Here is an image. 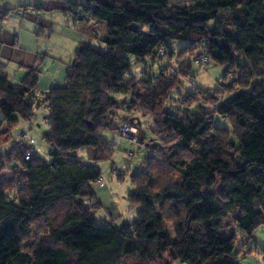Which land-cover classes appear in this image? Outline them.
Returning a JSON list of instances; mask_svg holds the SVG:
<instances>
[{"label": "trees", "instance_id": "trees-1", "mask_svg": "<svg viewBox=\"0 0 264 264\" xmlns=\"http://www.w3.org/2000/svg\"><path fill=\"white\" fill-rule=\"evenodd\" d=\"M45 1L34 8L104 24L106 48L79 45L65 82L45 94L51 161L38 146L25 161L26 141L0 154V174H12L0 181V264H239L244 249L225 221L248 240L264 226V0H192L185 9L170 7L173 0ZM13 11L0 10V23ZM244 31L251 36L238 50ZM175 41L188 44L175 54ZM162 50L178 68L143 80L131 75ZM203 55L226 68L223 81L232 83L184 94L181 80ZM24 69L12 84L0 66L2 145L36 115L30 96L39 66ZM174 93L184 97L177 108ZM136 112L153 119L148 129L158 142L145 170L131 176L127 201L136 218L121 229L100 225L92 217L103 208L99 164L112 158L102 134L117 130L122 113ZM85 149L96 153L93 162L77 158Z\"/></svg>", "mask_w": 264, "mask_h": 264}, {"label": "rangeland", "instance_id": "rangeland-1", "mask_svg": "<svg viewBox=\"0 0 264 264\" xmlns=\"http://www.w3.org/2000/svg\"><path fill=\"white\" fill-rule=\"evenodd\" d=\"M18 1L19 0H13V2H10L15 6H2V10H6L11 7H18L19 5H23L25 8L31 4V6L28 7V10H30V12L31 10L33 11L32 17H27L26 20H24V24L21 16L19 17L20 14L17 15L12 12L3 21L2 25H0V31H2V29L6 30L9 34L13 33L19 38L18 49L15 48L12 40H8L7 43L9 46L7 47L6 54L9 58L12 57L16 60L20 56L24 57L29 53L37 57V62H40L36 65L39 66L40 71L38 91H45L47 89H51L52 85H62L65 82L66 68L72 63L74 52L79 45H85L98 49L106 48L103 41H101L105 37L107 31L104 24L92 21L90 26L88 24L85 26L80 22L74 21L72 19V14L64 15L55 11H37L34 6L41 2L47 3L45 0H27V3L21 0L20 4H17L16 2ZM69 1L75 4H80L82 2L81 0ZM193 5L194 2L192 0H173L170 7L185 9ZM22 16L24 15L22 14ZM250 36L251 32L249 31L239 33V45L236 48L238 50L242 49ZM94 37L97 38L94 39ZM187 44V42L183 41L171 42L170 49L177 54L185 48ZM2 50L4 49L0 40V58L2 59H0V63L7 66L6 71L10 77V82L12 84H18L20 79H22V74H20V72L25 73V70L19 68L18 63H10L9 61H6L2 56ZM162 51L163 52L161 53L163 55L159 52L155 59H146V64L134 66L130 71L131 75L138 78V80H143L148 79L149 77H157L160 71L164 68L169 69L170 72H172L173 69L178 68L179 64L176 58H174V60H169L165 50ZM130 59L133 61V58ZM225 69L226 68L212 62L203 66L195 64L191 75H199L198 77L200 78L199 72L202 73L206 71L208 74L206 77L207 82H217L218 86L216 89L211 88L212 90H203L210 92L218 90L223 91L221 84L231 85L232 83L231 79H228L226 82L223 81ZM147 72L149 76H147ZM192 76L181 80L184 94L200 89L197 88L196 80ZM240 92V90H237L235 94L224 95L222 102H224V100L229 102ZM176 97H178V99ZM115 98L119 99V96H115ZM183 100L184 97L174 93L172 94L171 105L174 108H177L181 105ZM35 107V118L31 122L20 123L19 127L14 131L12 142L5 145L0 144V154L10 153L13 146L20 141L28 142L25 139V136L27 135V139H33L36 146L41 149L40 157H42V159L46 162L51 161L49 153L52 151V148L43 141V136L49 132L48 125L43 122L48 114V109L44 104H39V106ZM121 116V118L117 117L114 121L113 127L117 129L116 131H107L102 134L103 140L108 142L109 149L112 152V158L99 164V168L102 172V179L106 183L105 186L107 187L105 189H99L96 187V192L100 197L103 208L92 212V217L97 224L104 225L107 219H109V221L113 219L115 211L112 207L114 206L112 205L110 199L104 200L101 198V193L103 194L108 192V194L111 195V200L115 203L118 211L123 215L121 219L117 220L116 227L119 229L125 225L133 223L134 220L130 217H132L131 214L133 213V210H137L134 208L132 209L127 201L129 193L134 191V186L131 183V176L140 174L145 170V159L152 155L154 147H158V142L154 139L148 129L153 125V119L151 117H142V115L138 112L124 115L122 113ZM123 121L127 122L122 125ZM125 125L129 128L128 130L123 129ZM216 125L228 128V124L222 122L220 118L216 119ZM84 152L86 151H79L77 153V158H83ZM215 165L222 166L223 164L219 162L215 163ZM121 174L124 175L122 180L118 178ZM11 177L12 174L8 171H4L0 174V181L8 180ZM169 227L170 229L172 228L171 226ZM225 227H227L228 234L230 236L233 234L237 236L238 249H244L238 259L239 264H263L261 263V258L264 253V226L256 231L252 240H248V237L246 236H241L237 226L231 218L225 221ZM170 232L173 237V229H171ZM249 250H251L250 253L248 252Z\"/></svg>", "mask_w": 264, "mask_h": 264}, {"label": "crops", "instance_id": "crops-1", "mask_svg": "<svg viewBox=\"0 0 264 264\" xmlns=\"http://www.w3.org/2000/svg\"><path fill=\"white\" fill-rule=\"evenodd\" d=\"M23 2H26L27 3V0H22ZM10 2H13V0H0V10H2V6H7V5H10V6H15V5H13V4H11ZM20 2H21V0H19L18 2H16L17 4H20ZM31 6V4H29L27 7H23V5H19L18 7H11V8H9V9H14V11H13V13H15V14H17V15H19V17L21 16V18L23 19V23H24V20H26V18L27 17H32V10H31V12H30V10H28V7H30ZM22 14L24 15V16H22ZM25 24V23H24ZM81 24H83V25H85L86 26V24H88L89 26H90V23H87V22H81ZM0 25H2V23H0ZM8 37H9V39H8ZM97 37H94V39H96ZM0 40H1V42H2V46H3V49L4 50H2L1 51V53H3V57H4V59L6 60V61H9L10 63H12V62H14V63H18V65H19V68H21V69H23V70H25L24 68H29V67H36V65H37V57H35L34 55H32V54H27L26 56H24V57H22V56H20L19 58H17L16 60H14L12 57H8L7 56V54H6V51H7V47L9 46L8 45V40H12V42H13V45L15 46V48L16 49H18V47H19V38H18V36L17 35H15V34H13V33H10L9 34V32H7L6 30H3L2 29V31H0ZM1 59V58H0ZM2 60V59H1ZM0 66H3V67H5L6 68V70H7V66L6 65H2V63H0ZM24 67V68H23ZM7 72V71H6ZM20 74H22L21 75V78L23 79L24 77H25V74H26V71H25V73H21L20 72ZM199 74H200V78L198 77V76H195L194 78H195V80H196V84H197V88H200V89H211V88H215L216 89V87L218 86L217 85V82L215 83H210V81H208L207 82V76H208V74H207V72L206 71H204V72H202V73H200L199 72ZM22 79H20V81L22 80ZM199 81V82H198ZM53 86V85H52ZM51 86V87H52ZM214 89V90H215ZM212 90V89H211ZM49 91V89H47V90H45V91H38V87L35 89V91L33 92V94L30 96V101L31 102H33L34 104H35V106H39V104H41L42 103V101L44 102V99H45V94L47 93ZM43 104V103H42ZM36 116V115H35ZM47 118H48V114H47V116H46V118L44 119V123L46 124V125H48V123H47ZM85 151L86 152H84V157L83 158H81L80 160H82V161H84V162H93L94 161V158H95V156H96V153L94 152V151H92V150H89V149H85ZM86 160H88V161H86ZM101 198H103L104 200H106V199H110V201H111V203H112V205L114 206V207H112L113 208V210L115 211V213H114V217H113V219L111 220V221H109V219H107L106 220V223L107 224H112L113 226H115L116 227V224H117V220L118 219H121V217H123V215L122 214H120V212L118 211V209H117V207H116V205H115V203L111 200V195L110 194H108V192H106V193H101ZM103 202V201H102ZM136 214H137V210H133V213L131 214L132 215V217H130L132 220H135V218H136ZM109 222H111V223H109Z\"/></svg>", "mask_w": 264, "mask_h": 264}, {"label": "built area", "instance_id": "built-area-1", "mask_svg": "<svg viewBox=\"0 0 264 264\" xmlns=\"http://www.w3.org/2000/svg\"><path fill=\"white\" fill-rule=\"evenodd\" d=\"M163 52V51H160V53ZM162 54V53H161ZM163 55V54H162ZM210 63V60L207 56H202L201 58H199L198 60L195 61V64L198 65V66H203V65H207ZM178 99V97H176ZM124 130H128L129 128L125 125L123 127ZM25 139L28 141L29 145H30V151L29 153L27 154V156L25 157V161H30L33 154H35L36 152H38V148L36 146V143L33 139H27V135L25 136ZM127 156V155H126ZM125 156V157H126ZM97 184L99 185L100 188H104L106 183L103 181V179H100Z\"/></svg>", "mask_w": 264, "mask_h": 264}, {"label": "water", "instance_id": "water-1", "mask_svg": "<svg viewBox=\"0 0 264 264\" xmlns=\"http://www.w3.org/2000/svg\"><path fill=\"white\" fill-rule=\"evenodd\" d=\"M89 126H91V125H89Z\"/></svg>", "mask_w": 264, "mask_h": 264}]
</instances>
